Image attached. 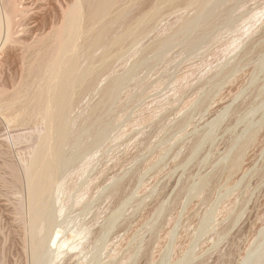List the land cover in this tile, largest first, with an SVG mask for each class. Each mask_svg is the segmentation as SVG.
I'll return each instance as SVG.
<instances>
[{
	"label": "rangeland",
	"instance_id": "rangeland-1",
	"mask_svg": "<svg viewBox=\"0 0 264 264\" xmlns=\"http://www.w3.org/2000/svg\"><path fill=\"white\" fill-rule=\"evenodd\" d=\"M144 6L160 7L144 39L95 61L111 94L71 103L40 215L24 165L45 124L0 110V264H264V0ZM18 52L0 86L18 82Z\"/></svg>",
	"mask_w": 264,
	"mask_h": 264
},
{
	"label": "bare ground",
	"instance_id": "bare-ground-1",
	"mask_svg": "<svg viewBox=\"0 0 264 264\" xmlns=\"http://www.w3.org/2000/svg\"><path fill=\"white\" fill-rule=\"evenodd\" d=\"M145 1L9 0L7 2L0 0V59H6L9 52L19 49L21 63L19 76L17 75L19 80L16 79L18 82L12 80L14 83L9 86L10 88L4 86L5 84L0 86V110L13 124L16 122V125H27L33 121L37 122L36 119L39 118L45 124L43 127H46L24 165L27 200L33 214H37L36 211L42 206L48 188L53 183L52 174L59 161L57 158L56 163L54 156H60V160L64 159L61 151L70 136L69 129L72 122L70 107L74 106L75 100L81 98L87 91L97 90L102 95L112 92L114 77L100 79L102 80L100 82L104 83L99 84L98 87L99 75L108 65V60L104 61L103 66L100 62L99 68L95 61H99L97 60L99 58L104 60L108 53H112L114 47L116 50V47L121 46L130 37L137 38L142 35L141 38L145 37V33L150 30L151 22L158 16L160 7L145 9ZM185 1L163 0L166 7L177 6L178 3ZM137 8H139L138 12L133 14V10ZM99 49L102 52H99ZM76 54L85 57L83 61L86 59L87 62L84 61L87 63L86 66H80L83 61L81 62L82 58L80 60ZM108 59L111 60V57ZM104 71L106 70H103V74ZM72 101L74 105H71ZM71 109L74 110L72 107ZM47 147L50 150L47 152L49 155L44 152ZM41 211L39 209V213ZM45 214L41 215L43 218L38 217L39 221L49 219V214ZM35 219L32 220L35 222ZM39 221L36 223L38 224ZM39 238L32 241L36 249L40 243L44 245V239L39 242L41 240Z\"/></svg>",
	"mask_w": 264,
	"mask_h": 264
}]
</instances>
